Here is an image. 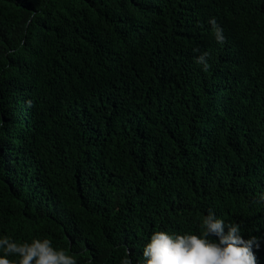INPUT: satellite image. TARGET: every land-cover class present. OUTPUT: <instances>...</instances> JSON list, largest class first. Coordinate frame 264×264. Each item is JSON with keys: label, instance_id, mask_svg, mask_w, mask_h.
Masks as SVG:
<instances>
[{"label": "trees", "instance_id": "obj_1", "mask_svg": "<svg viewBox=\"0 0 264 264\" xmlns=\"http://www.w3.org/2000/svg\"><path fill=\"white\" fill-rule=\"evenodd\" d=\"M262 193L264 0H0V235L144 264L214 210L264 264Z\"/></svg>", "mask_w": 264, "mask_h": 264}, {"label": "clouds", "instance_id": "obj_2", "mask_svg": "<svg viewBox=\"0 0 264 264\" xmlns=\"http://www.w3.org/2000/svg\"><path fill=\"white\" fill-rule=\"evenodd\" d=\"M215 16L206 22L213 25L218 43L226 39ZM210 53L196 57V63L205 69ZM264 200V193L260 196ZM197 231L171 232L155 230L143 245L144 264H257L254 248L260 247V238L242 234L239 222H229L214 210H208L198 221ZM15 254L18 259H10ZM0 264H79L74 254L56 247L47 237H33L18 241L7 234L0 235ZM121 264H132L124 257Z\"/></svg>", "mask_w": 264, "mask_h": 264}, {"label": "bare ground", "instance_id": "obj_3", "mask_svg": "<svg viewBox=\"0 0 264 264\" xmlns=\"http://www.w3.org/2000/svg\"><path fill=\"white\" fill-rule=\"evenodd\" d=\"M262 37V36H261ZM262 48V47H261ZM234 110H235V108H234Z\"/></svg>", "mask_w": 264, "mask_h": 264}]
</instances>
